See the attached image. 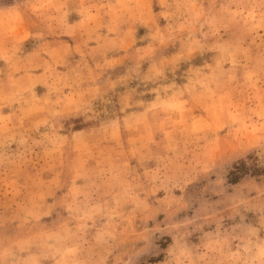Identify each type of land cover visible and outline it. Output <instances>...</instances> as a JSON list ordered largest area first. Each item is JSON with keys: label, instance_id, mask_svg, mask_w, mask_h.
Wrapping results in <instances>:
<instances>
[{"label": "rangeland", "instance_id": "1", "mask_svg": "<svg viewBox=\"0 0 264 264\" xmlns=\"http://www.w3.org/2000/svg\"><path fill=\"white\" fill-rule=\"evenodd\" d=\"M0 264H264V0H0Z\"/></svg>", "mask_w": 264, "mask_h": 264}, {"label": "trees", "instance_id": "2", "mask_svg": "<svg viewBox=\"0 0 264 264\" xmlns=\"http://www.w3.org/2000/svg\"><path fill=\"white\" fill-rule=\"evenodd\" d=\"M232 175H234V174H232ZM236 179H237V178L234 176V177L232 178L231 182L235 183Z\"/></svg>", "mask_w": 264, "mask_h": 264}]
</instances>
